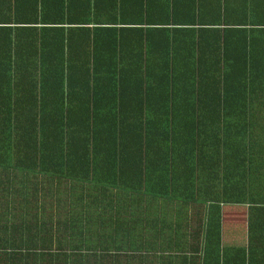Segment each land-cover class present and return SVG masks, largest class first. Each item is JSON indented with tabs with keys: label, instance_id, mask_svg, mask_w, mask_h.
I'll return each mask as SVG.
<instances>
[{
	"label": "trees",
	"instance_id": "16d2710c",
	"mask_svg": "<svg viewBox=\"0 0 264 264\" xmlns=\"http://www.w3.org/2000/svg\"><path fill=\"white\" fill-rule=\"evenodd\" d=\"M210 205L264 264V0H0V264H203Z\"/></svg>",
	"mask_w": 264,
	"mask_h": 264
},
{
	"label": "rangeland",
	"instance_id": "374dc122",
	"mask_svg": "<svg viewBox=\"0 0 264 264\" xmlns=\"http://www.w3.org/2000/svg\"><path fill=\"white\" fill-rule=\"evenodd\" d=\"M187 214L189 226L193 227L195 210L191 209ZM246 217V207L209 206L205 218L207 231L204 239L207 241L202 251L203 264H245ZM212 237L217 244L212 242Z\"/></svg>",
	"mask_w": 264,
	"mask_h": 264
}]
</instances>
